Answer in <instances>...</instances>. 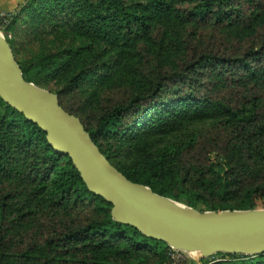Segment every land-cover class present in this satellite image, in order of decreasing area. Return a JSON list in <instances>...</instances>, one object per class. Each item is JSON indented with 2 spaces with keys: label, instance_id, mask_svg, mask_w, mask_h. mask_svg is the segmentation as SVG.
I'll use <instances>...</instances> for the list:
<instances>
[{
  "label": "trees",
  "instance_id": "16d2710c",
  "mask_svg": "<svg viewBox=\"0 0 264 264\" xmlns=\"http://www.w3.org/2000/svg\"><path fill=\"white\" fill-rule=\"evenodd\" d=\"M0 25L25 80L130 181L200 211L264 209V0H27ZM191 119L217 122L171 140ZM111 210L0 98V264L170 263Z\"/></svg>",
  "mask_w": 264,
  "mask_h": 264
},
{
  "label": "water",
  "instance_id": "95a60500",
  "mask_svg": "<svg viewBox=\"0 0 264 264\" xmlns=\"http://www.w3.org/2000/svg\"><path fill=\"white\" fill-rule=\"evenodd\" d=\"M0 98L43 130L55 152L70 158L88 190L112 205L117 222L175 251L205 258L264 254V209L200 211L130 181L94 143L81 119L62 108L57 94L25 80L1 34Z\"/></svg>",
  "mask_w": 264,
  "mask_h": 264
},
{
  "label": "rangeland",
  "instance_id": "374dc122",
  "mask_svg": "<svg viewBox=\"0 0 264 264\" xmlns=\"http://www.w3.org/2000/svg\"><path fill=\"white\" fill-rule=\"evenodd\" d=\"M0 34H2V31H0ZM217 120H196L191 119L187 121V129L186 132L182 135H176L171 138V140H177L179 138L188 139L195 135H203L206 134L215 124ZM168 141V139H162L161 144H165ZM176 255V258L173 259L172 255L169 253L170 263L169 264H213L217 261L222 260V256L214 255L209 258H205L200 256H195L193 254H190L188 252H182L179 251ZM178 261V262H176Z\"/></svg>",
  "mask_w": 264,
  "mask_h": 264
},
{
  "label": "crops",
  "instance_id": "0c3cea01",
  "mask_svg": "<svg viewBox=\"0 0 264 264\" xmlns=\"http://www.w3.org/2000/svg\"><path fill=\"white\" fill-rule=\"evenodd\" d=\"M27 0H0V13L6 14L15 11Z\"/></svg>",
  "mask_w": 264,
  "mask_h": 264
},
{
  "label": "built area",
  "instance_id": "2783aa9c",
  "mask_svg": "<svg viewBox=\"0 0 264 264\" xmlns=\"http://www.w3.org/2000/svg\"><path fill=\"white\" fill-rule=\"evenodd\" d=\"M3 15H4V14L0 13V18H2ZM5 23H6V21L3 22L4 25H5ZM4 25H3V26H4ZM1 26H2V25H0V27H1ZM3 26H2V27H3ZM178 253H180V252H179V251H175V250L172 249V251H171L170 254L172 255V258L175 259V258H176V255H177ZM176 262H178V261H176Z\"/></svg>",
  "mask_w": 264,
  "mask_h": 264
},
{
  "label": "bare ground",
  "instance_id": "6f19581e",
  "mask_svg": "<svg viewBox=\"0 0 264 264\" xmlns=\"http://www.w3.org/2000/svg\"><path fill=\"white\" fill-rule=\"evenodd\" d=\"M190 254H193V255H195V256H200L199 253H190Z\"/></svg>",
  "mask_w": 264,
  "mask_h": 264
}]
</instances>
